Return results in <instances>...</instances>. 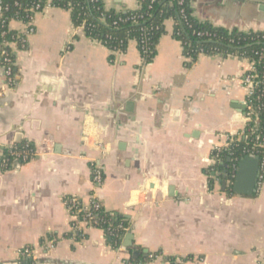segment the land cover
I'll return each instance as SVG.
<instances>
[{
	"label": "crops",
	"instance_id": "crops-1",
	"mask_svg": "<svg viewBox=\"0 0 264 264\" xmlns=\"http://www.w3.org/2000/svg\"><path fill=\"white\" fill-rule=\"evenodd\" d=\"M102 1L106 9L138 6ZM192 7L214 26L264 31V0H192ZM32 25L26 48L15 46L11 85L0 66V158L22 141L35 152L0 167V264H15L27 247L48 264H129L137 249L158 252L154 264L164 257L264 264V180L252 195L228 193L234 179L222 191L212 162L213 149L244 128L240 78L249 63L204 54L189 63L171 19L147 65L135 42L111 62L64 9L36 12ZM8 27L24 29L16 20ZM92 162L102 168L100 186ZM67 197H94L124 215L130 227L119 249L100 228L72 230ZM51 239L56 246L47 250Z\"/></svg>",
	"mask_w": 264,
	"mask_h": 264
},
{
	"label": "trees",
	"instance_id": "trees-1",
	"mask_svg": "<svg viewBox=\"0 0 264 264\" xmlns=\"http://www.w3.org/2000/svg\"><path fill=\"white\" fill-rule=\"evenodd\" d=\"M7 6L2 12V18L7 22L10 20L28 21L36 11H41L45 5L61 8L69 12L72 25L80 28L85 37L102 44L109 51V60L112 62L115 54L125 53L130 42H135L139 50L141 64H149L156 52V45L162 35L165 34L164 22L171 19L174 23L172 36L182 46V53L194 63L201 54L210 56L239 57L252 63L261 78L264 74L263 63L260 53L264 51V31L244 32L237 28L227 29L217 27L205 20H199L194 16L192 0H137L138 6L135 9H106L102 0H1ZM6 22V23H7ZM2 28L0 27V33ZM14 31H9L4 38H11ZM19 48V46H18ZM1 66V63H0ZM263 94L257 99L258 94ZM253 107L261 105L260 109H254L249 120L245 122L240 133L241 137L234 149L223 151L219 155L216 169L221 171L219 164L225 162L228 157L227 180L230 178V166L238 164L239 160L247 155L242 151L246 148L257 157L264 155L260 148L253 147L264 139V86L256 88L251 97ZM24 149L34 150V146L22 141L19 144L3 150L0 158V167L7 169L14 159L20 163L21 154ZM16 151L18 157L10 152ZM248 153V152H247ZM34 154H28V161ZM2 159L5 161L2 162ZM231 184V183H230ZM231 185L227 190L231 193ZM94 219L98 223L93 227L102 229L106 241L113 247L117 246L121 237L126 233L123 228H129L130 222L126 217L116 212H107L103 208L93 212ZM159 253L143 252L137 249L130 252L129 264H145ZM178 258L164 257L163 262L174 264ZM185 262L187 258H179ZM29 261L22 257L15 264H28Z\"/></svg>",
	"mask_w": 264,
	"mask_h": 264
},
{
	"label": "built area",
	"instance_id": "built-area-1",
	"mask_svg": "<svg viewBox=\"0 0 264 264\" xmlns=\"http://www.w3.org/2000/svg\"><path fill=\"white\" fill-rule=\"evenodd\" d=\"M182 0H180L179 3H181ZM50 7L48 4L45 5V7L42 9L44 10L45 8ZM7 6L2 4V1L0 0V27L2 28L1 30V37L5 36L6 33H8L9 31H12L9 29L8 24L10 21H6L2 18V12L3 10H6ZM36 12L38 10V6L35 9ZM41 10V11H42ZM34 15V14H33ZM33 15L29 18L28 21L24 22L18 19H15L16 21H19L23 24L24 29L20 32H16L11 36V38L7 39H1L0 40V63H1V67L4 70V77L6 79V82L8 85H11V83L13 82L14 76H15V46H19L21 49L26 48L27 46V39L28 37L34 33V27L32 25V18ZM7 22V23H6ZM260 59L263 63V67H264V51L262 53H260ZM248 62V61H247ZM249 63V67L248 69L242 74L241 78H240V82L244 88L245 91V99H244V105H245V110H244V119L245 122L249 120V115L252 114L253 112V108L254 109H260L261 105H257L254 106L252 105L251 102V97H253L255 89L259 88L262 86H264V74L263 76L260 78L254 65L250 62ZM261 96H263V94H258L257 99L260 98ZM245 124V123H244ZM241 134L235 136V135H231L227 138V144L224 148H214L212 151V162L213 164L218 163L219 161V155L220 153H222L223 151H229L231 152L232 149H234V147L237 145V142L239 141V138ZM98 148H102L101 144H97ZM253 147H257L260 148L262 151H264V139L262 142L260 143H256L254 144ZM242 151L244 153H246L247 155H254L253 152L249 153V150L246 148H243ZM248 152V153H247ZM12 155L18 157V155H20L18 152L16 151H11L10 152ZM29 153H33L35 154L34 150H30V149H24L22 151L21 154V160L23 162H27L28 161V154ZM255 156V155H254ZM259 159V172L257 175V180H256V190L257 188L260 187V185L262 184L263 180H264V155L261 157H258ZM5 160L2 159V162H4ZM237 170V165L235 163H232L230 166V178L233 180L235 177V173ZM91 176H92V183L95 186H100L103 182V171L102 168L100 166L99 163H95L92 162L91 164ZM230 181V180H228ZM64 204L66 206V209L68 211V214L70 216L71 219V229L72 230H78L80 228V226H86V227H93L94 225H96L98 223L97 219H94L93 217V212L102 209V205L100 203L99 200L95 199L94 197H91V200L88 203H83L82 201H80L78 198L76 197H67L64 199ZM119 228H122L124 231H127L128 228H123L122 225H119ZM56 240L51 239L48 240L44 243V246L47 250H52L55 246H56ZM119 249V246H116ZM20 257H22L23 259H26L29 261L28 264H48V263H44L42 262L34 253V251L27 247V248H23L19 251ZM158 257H154L151 260H149L147 263L145 264H154V261L157 259ZM52 264H56V263H52ZM174 264H184L183 261H180L179 259H177Z\"/></svg>",
	"mask_w": 264,
	"mask_h": 264
},
{
	"label": "water",
	"instance_id": "water-1",
	"mask_svg": "<svg viewBox=\"0 0 264 264\" xmlns=\"http://www.w3.org/2000/svg\"><path fill=\"white\" fill-rule=\"evenodd\" d=\"M127 105H131L129 102ZM231 161V158L228 157L225 162L221 163L222 172L217 173V176H220L219 184L221 185V190L224 191L227 185V171L228 163ZM259 172V159L254 155H245L243 156L238 164L237 170L233 183L231 184V191L237 195H252L256 191V180ZM213 175V174H212ZM125 217L124 215H120ZM129 237H131V232H129ZM146 252V251H145Z\"/></svg>",
	"mask_w": 264,
	"mask_h": 264
}]
</instances>
